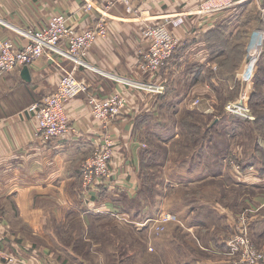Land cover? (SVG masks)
Masks as SVG:
<instances>
[{
    "label": "crops",
    "instance_id": "0c3cea01",
    "mask_svg": "<svg viewBox=\"0 0 264 264\" xmlns=\"http://www.w3.org/2000/svg\"><path fill=\"white\" fill-rule=\"evenodd\" d=\"M87 1L0 0V36L23 42L18 30L42 28L57 14L68 15L79 30L90 28L99 13L98 4L85 11ZM203 1L143 0L137 15L122 6L112 11L108 37L99 39L87 58L100 72H77L89 90L68 104L71 131L60 139H35L38 121L29 108L55 93L61 71L42 59L0 76V264H7L8 256L24 264H87V256H97L100 264H108L105 257L115 255L105 251L112 241L97 231L108 225L109 212L130 207L141 211L155 207V215L174 213L184 226L168 224L149 244L139 234L143 232L132 234L136 247L137 240L148 244L146 250L141 246L130 252L141 259L140 264L150 262L145 259L149 256L151 264L234 263L222 253L229 237L237 233L240 206L256 208L254 227L264 224V159H256L253 152L245 158V146L236 143L242 134L233 126L226 132L229 139L218 131L221 124L228 127L227 119L218 117L219 97L223 88L240 90L250 30L245 23L234 33L231 29L241 6L199 15ZM255 1L264 5V0ZM180 15L185 23L170 27L181 40L175 57L157 74L140 71L138 62L149 48L144 26ZM214 37L223 42L222 49L215 47ZM112 76L165 89L130 88ZM119 92L127 95V107L110 123L96 120L88 100ZM185 118L201 128L200 137L189 136L182 124ZM105 134L116 140L112 175L92 190L87 202L80 167ZM252 136L256 138L255 133ZM230 150L240 154L244 164L236 161L240 169L228 163ZM144 185H155L151 189L153 199L159 200L157 207L142 195ZM109 224L127 230L125 222L109 220ZM186 230L216 253L201 252ZM255 235L259 238L256 231ZM117 240L115 236L113 241Z\"/></svg>",
    "mask_w": 264,
    "mask_h": 264
},
{
    "label": "built area",
    "instance_id": "2783aa9c",
    "mask_svg": "<svg viewBox=\"0 0 264 264\" xmlns=\"http://www.w3.org/2000/svg\"><path fill=\"white\" fill-rule=\"evenodd\" d=\"M143 0H88L84 10L90 12L98 4L99 16L95 24L86 29H77L66 14H57L51 17L48 24L39 29L18 30L22 42L13 38L0 36V76L18 68L32 65L38 60L45 59L57 67L62 75L55 93L40 103L29 108L38 121L33 137L37 140L50 142L65 137L71 131L67 113L68 104L78 96L89 90V84L76 76L81 69L98 71L97 67L88 62L90 50L99 39L109 35L111 13L118 6L124 7L130 15L140 13V3ZM242 0H205L198 9L199 15H209L231 8ZM185 23L183 15L167 17L158 25L147 24L143 28V35L148 40L149 48L143 53L138 62V69L145 74H157L176 55L181 46V40L171 31L170 27L178 28ZM70 63L71 66H68ZM255 71L245 79L251 82ZM122 85L144 91L162 92L164 87L125 77L112 76ZM245 93L240 99L231 101L225 106L228 114L242 120H254V113L249 105ZM93 117L103 123L115 120L127 107L129 99L125 93H115L107 98L92 97L88 100ZM200 101L197 99L195 104ZM116 140L111 134L102 136L94 152L87 157L80 167L82 194L85 200H91L92 190L102 185L112 175V160L114 157ZM232 165L241 167L231 161ZM112 216L123 220L127 224H135L138 228H151L154 233L166 231L170 223H180V218L173 213H162L159 216L145 221H134L120 212H109ZM2 214L0 213V221ZM237 233L227 241L230 256H238L235 264H260L264 261V248L258 249L247 234V219L239 218ZM141 226V227H140ZM7 264H24L22 259L14 256L6 258Z\"/></svg>",
    "mask_w": 264,
    "mask_h": 264
},
{
    "label": "rangeland",
    "instance_id": "374dc122",
    "mask_svg": "<svg viewBox=\"0 0 264 264\" xmlns=\"http://www.w3.org/2000/svg\"><path fill=\"white\" fill-rule=\"evenodd\" d=\"M254 1L255 0H249V1H245V2L242 1V3L240 2V3L231 7L232 9H234L237 6L238 7L241 6L239 11L235 13L236 16L234 18H236V20L234 22H232L233 28H231V29H233V33L235 31H237V29L240 28V25L243 26L244 23L247 25L246 28H249V30H250L249 36H248L249 48H248V52L246 55L247 60L249 59V50L251 47V43L253 42V35L257 31H263L264 32V5H261V4L258 5L256 3V1L255 2ZM246 63H247V61H246ZM246 63L242 69L241 74L244 72V68L246 66ZM257 72H259V73L257 74ZM260 73H262V76H260ZM263 76H264V49H263L261 56L257 60L256 67H255V75H254L253 79H251L252 91L250 93V96H248L249 105H250L253 113H254V108H259L261 106H264V78H263ZM239 78H240L239 81H240V85H241L239 91H237L236 87H233L232 89L231 88H223L221 91V96L219 97L220 101L218 104V110H220L221 114H219L218 117L220 118V120H222L223 118H226L227 120L224 122L227 123L228 127L226 128V127H224L223 124H221V128H219L218 131L222 132V134L224 135L223 137L229 139L227 137L226 132H227V129L230 132V127L233 126L235 129H237V131H239L242 134V136L240 137V139H238L236 141V143L237 144L239 143L240 145L245 146V149H243V151L245 152V158H248L250 152L251 153L253 152V155L256 156V159L262 160V159H264L263 158L264 152H259V150L264 151V129H263V132H261L257 128V125L261 124L260 119L254 113V117H255L254 120H242L238 117H235L233 115L228 114L225 110V106L227 105V103L241 98V96L245 93L244 90L246 89V87L249 84L248 80L245 79L244 75L240 76ZM255 93H258V94H255ZM261 93H262V95H261ZM233 95L234 96L236 95V96L233 97ZM254 103H255V107L253 108ZM208 121H211V120L208 119ZM238 121L245 123V125L239 124ZM184 129L190 134V132L188 131L189 129H187L186 127H184ZM252 133L256 134V138L252 136ZM189 136H191V135H189ZM234 151L235 150H230L227 153L228 163L230 161V164L232 165V163H231L232 160H234L235 163H236V161H238L237 163H240V166L242 167L244 164H243L242 159L239 158L240 154H238L237 152H234ZM154 171L157 172L156 168H154ZM147 179L149 180L150 178H147ZM156 180H158V178H156ZM151 188L155 189V185H153V186H145L144 185L143 189H145V192L143 191L142 195L145 197L147 202H151V204L153 203V205H155L157 207V205H158L157 202L159 200L154 198L155 202H152V201H154V199H153L154 195H152L153 193H152ZM241 194L242 193H240V195ZM160 204L161 203H159V205ZM126 208H128V207H126ZM155 210H156L155 207L148 209V211H141L140 209H136V207H130L124 211H121L120 213L123 214L124 216L128 217V218H131L134 221H145L148 219L155 218V217L159 216L160 214L164 213V212H157V214L155 215L154 214L155 212L154 213L152 212ZM238 212H239V215H238V220H237V228H238V224H240L239 218H241V216L245 215V217L247 219V224H246L247 231L246 232H247L249 238L251 239V242L258 249H263L264 248V224H262L259 228L254 227V223H255L254 221H255V218L257 217L256 208H253V207H251V205L249 206L248 204H242V206H240ZM166 213H169V212H166ZM148 214H154V215L152 217H147ZM255 214H256V216H254ZM131 216H133V217H131ZM109 220L123 221V220H119V218L114 217L112 215H108L106 217L105 221H108V225H110ZM108 225H103V228H101L99 231H97L98 234L108 235L110 237V240L112 241L111 242L112 245L111 246L107 245V250H105L106 255L111 254V253L115 254L110 258L105 257V259L108 260V264H140L139 262H141V259H137V257H135L134 255L129 256L130 252H134V251L141 249V246L142 247L144 246L143 249L146 250V247L148 248V244L153 243V239H154L153 236L154 235L155 236H158V235L161 236L162 235V233H160V234L154 233V231L151 228H145V227L138 228L135 224H127L126 232L121 231L118 226L117 227L116 226H110L111 228H109ZM186 227H187V229H189L188 226H186ZM105 230H107V231H105ZM109 230H111V231H109ZM138 231L143 232V233H139V234L143 235L144 240L147 241V243H148L147 245L145 244V242H143V244L141 245L140 240H137L138 246L136 247L135 243L131 242V238H135V236L132 234L138 233ZM255 231L258 234L259 238L257 237V235H255ZM188 234L197 242L198 249L201 252L210 253V254L216 253L215 251L211 250L212 247L209 248V247L204 246V243H202V242L199 243V239H198L197 234H196L197 237L190 232H188ZM235 234H232L231 237H229L228 241L232 237H234ZM125 235L127 236V238H125ZM115 236L118 238V240L116 242L113 241V238H115ZM114 249H116V251ZM151 250L152 249L149 250L150 251L149 253H152ZM227 251H228V247L222 253L223 254L222 256L227 257L226 259H231L232 261H234L235 259L239 258L238 256L228 255ZM82 253L85 254L86 252L82 251ZM85 255H87V254H85ZM126 256H129V257H126ZM151 257L152 256L145 258V259H148L150 262L142 261L141 264H148V263L151 264L152 263ZM86 260L89 262L87 264H100L101 263V259L98 258L97 256L94 259L87 256ZM109 260H111V262ZM262 263H264V261ZM232 264H235V263H232Z\"/></svg>",
    "mask_w": 264,
    "mask_h": 264
},
{
    "label": "bare ground",
    "instance_id": "6f19581e",
    "mask_svg": "<svg viewBox=\"0 0 264 264\" xmlns=\"http://www.w3.org/2000/svg\"><path fill=\"white\" fill-rule=\"evenodd\" d=\"M263 49H264V32L257 31L253 35V42L251 43V47L249 50V59L247 60L242 75L246 77L254 73L257 60L261 56ZM251 91H252V83L250 82L246 87V95L250 96Z\"/></svg>",
    "mask_w": 264,
    "mask_h": 264
},
{
    "label": "trees",
    "instance_id": "16d2710c",
    "mask_svg": "<svg viewBox=\"0 0 264 264\" xmlns=\"http://www.w3.org/2000/svg\"><path fill=\"white\" fill-rule=\"evenodd\" d=\"M221 37V36H220ZM215 38V40H213V43H214V45H215V47L217 48V49H220V47H221V45L223 46L224 44H223V42H221L220 41V39L219 38H216V37H214ZM221 38H223V37H221ZM215 48V49H216ZM223 47H221V49H222ZM216 49V50H217ZM175 57V56H174ZM173 57V58H174ZM259 72H257V74H258ZM260 76H262V73H260ZM263 78H264V76H263ZM255 94H258V93H255ZM260 94V93H259ZM261 95H262V93H261ZM258 96V95H257ZM255 107V103H254V105H253V108ZM254 113L256 114V116L260 119V123L261 124H259V125H257V128L261 131V132H263V129H264V106H261V107H259V108H254ZM182 124L187 128V129H189L188 131L190 132V134H191V136H192V138L194 139V138H197L198 136L200 137V135H201V128H199V126L196 124V122L192 119V118H187V119H185V120H183V122H182ZM259 152H264V151H262V150H259ZM264 158V157H263Z\"/></svg>",
    "mask_w": 264,
    "mask_h": 264
}]
</instances>
